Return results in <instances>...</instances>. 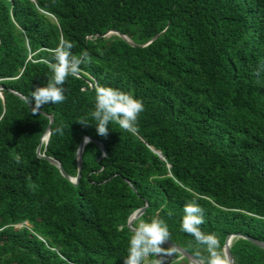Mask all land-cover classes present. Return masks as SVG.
Listing matches in <instances>:
<instances>
[{"label":"trees","instance_id":"obj_1","mask_svg":"<svg viewBox=\"0 0 264 264\" xmlns=\"http://www.w3.org/2000/svg\"><path fill=\"white\" fill-rule=\"evenodd\" d=\"M65 39L90 63L67 78L63 103L33 113ZM97 83L143 101L136 133L115 123L97 133ZM85 135L106 155L86 143L78 183L37 153L42 142L75 177ZM193 198L223 249L237 234L234 264H264L245 237L264 241V0H0V264H123L129 218L147 203L133 226L165 220L205 263L180 227Z\"/></svg>","mask_w":264,"mask_h":264},{"label":"clouds","instance_id":"obj_2","mask_svg":"<svg viewBox=\"0 0 264 264\" xmlns=\"http://www.w3.org/2000/svg\"><path fill=\"white\" fill-rule=\"evenodd\" d=\"M73 48L74 44L65 39L61 40L53 50L52 61L48 62L51 76L46 84L37 85L31 93L33 113H37L46 104L63 103L66 100L64 84L67 78L78 76L80 65L90 63L87 51L75 55L72 52ZM94 91L95 107L90 115L100 136L108 135V126L111 123L117 124L120 129L129 133L134 134L138 131V120L145 107L141 99L118 88L99 83L96 84ZM78 122L83 126H88L90 123L87 119H80ZM57 131L62 134V129L58 128ZM88 142L89 138L85 137V143ZM14 159L17 164L21 163L19 156ZM183 213L181 230L194 237L196 243L207 252L205 264H233L232 258L222 248L218 236L202 230L204 209L197 198L185 203ZM168 241H170V232L165 220L158 217L141 220L132 229L123 264H145L147 258L151 256L157 259L150 261L149 264H164L162 257L177 254L174 247L163 246ZM197 256H200L199 252Z\"/></svg>","mask_w":264,"mask_h":264},{"label":"water","instance_id":"obj_3","mask_svg":"<svg viewBox=\"0 0 264 264\" xmlns=\"http://www.w3.org/2000/svg\"><path fill=\"white\" fill-rule=\"evenodd\" d=\"M111 32H113V31H111ZM123 37L126 38L130 43L134 44V42H132V40H131L130 38H128L126 35H123ZM18 94H19V93H18ZM19 95H21V94H19ZM21 96H22V95H21ZM49 117H50V124H49V126L47 127V129H46V131H45V133H44V135H43V137H42V142L45 141L46 143H47L48 140H49V137H50V134H51V129H52V128H51V127H52L51 125H52V123L54 122L53 115H50ZM46 136H47V137H46ZM85 137L89 138V141L93 140V141L97 142V143L102 147V149H103V152H104L103 156L106 155V149H105L104 145H103L99 140H97V139H95V138H93V137H91V136H89V135H85V136L82 138L81 143H80V146H79V149H78V154H77V159H78V173H77V175H76L75 177L70 176V175L65 171V169H64V167H63V165H62V163H61L58 159H56V158H54V157H52V156H48V155H46V154H44V153H40V147H41L42 142L39 144V146H38V148H37V153H38V155H40L41 157H45V158H47L50 162H52V163H54L55 165H57V166L60 168L62 174H63L65 177L71 179L74 183H78L79 180H80V177H81V171H82V167H83V153H84V147H85V145H86V143H85ZM148 206H149V204L147 203V204L144 205L143 207L137 209V210H136V211L130 216L129 221H128V226L131 228V230L134 228V226H133L134 222H135L138 218H140V216L146 211V209L148 208ZM235 235H237V234H229V235L227 236V238H226V242H225V245H224V249L227 251L229 257L232 258V260H233V264H234V256H233L232 251H231V241H232V238H233ZM238 235H242V234L238 233ZM245 237H246L247 239L253 241V242L256 243L257 245H259V246H261V247H264V241L259 240V239H255V238H253V237H251V236H248V235H246ZM164 245H166V246H168V247H174V248L177 250V252H179L181 255H183L184 257H186V258L189 260V262H190L191 264H205L203 260H201L200 258L196 257V256H195L194 254H192L190 251H188V250L185 249L184 247L180 246L179 244L174 243V242L171 241V240L168 241L167 243H165Z\"/></svg>","mask_w":264,"mask_h":264},{"label":"built area","instance_id":"obj_4","mask_svg":"<svg viewBox=\"0 0 264 264\" xmlns=\"http://www.w3.org/2000/svg\"><path fill=\"white\" fill-rule=\"evenodd\" d=\"M161 259H163L164 264H170V257L169 256L162 257ZM149 262H150V260H149V258H147L145 264H149Z\"/></svg>","mask_w":264,"mask_h":264},{"label":"rangeland","instance_id":"obj_5","mask_svg":"<svg viewBox=\"0 0 264 264\" xmlns=\"http://www.w3.org/2000/svg\"><path fill=\"white\" fill-rule=\"evenodd\" d=\"M18 226H21V225H18ZM18 226H17V227H18Z\"/></svg>","mask_w":264,"mask_h":264},{"label":"bare ground","instance_id":"obj_6","mask_svg":"<svg viewBox=\"0 0 264 264\" xmlns=\"http://www.w3.org/2000/svg\"><path fill=\"white\" fill-rule=\"evenodd\" d=\"M47 137V136H46Z\"/></svg>","mask_w":264,"mask_h":264}]
</instances>
